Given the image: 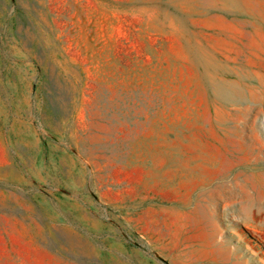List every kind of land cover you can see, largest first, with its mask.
Returning <instances> with one entry per match:
<instances>
[{
  "label": "rangeland",
  "instance_id": "374dc122",
  "mask_svg": "<svg viewBox=\"0 0 264 264\" xmlns=\"http://www.w3.org/2000/svg\"><path fill=\"white\" fill-rule=\"evenodd\" d=\"M0 264H264V0H0Z\"/></svg>",
  "mask_w": 264,
  "mask_h": 264
},
{
  "label": "bare ground",
  "instance_id": "6f19581e",
  "mask_svg": "<svg viewBox=\"0 0 264 264\" xmlns=\"http://www.w3.org/2000/svg\"><path fill=\"white\" fill-rule=\"evenodd\" d=\"M197 43H199V41ZM195 48L192 49V48H190V45H185V47L183 49H184L185 54L191 58V62L194 63L196 66H199L201 68V70L203 71V73L206 71H211V66L214 63L211 60L212 59L211 56L210 55L207 56L206 53H204L205 52V50H203L204 48L203 49L201 47L197 48L196 46H195ZM211 48H213V46ZM207 52H209V51H207ZM215 70L219 71L218 73H220L221 75H223L227 72V70H225L222 66H219V65H217V68ZM213 96H214V99H213L214 103H215V101H220V102L228 104V105H233V104H238L241 102L242 93L240 91L238 92L236 89H234L230 85L217 84L213 90ZM218 96H219V99H217ZM233 127H235V126H233ZM228 129H230V128H228ZM236 129L238 130V127H236ZM235 193L236 192L234 190L228 189L227 192L223 193V194H225V196L224 195L223 196H224V198H226V197L230 198Z\"/></svg>",
  "mask_w": 264,
  "mask_h": 264
}]
</instances>
